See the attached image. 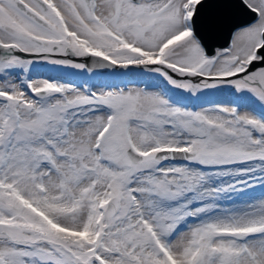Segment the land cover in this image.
<instances>
[{
  "label": "snow or ice",
  "instance_id": "snow-or-ice-1",
  "mask_svg": "<svg viewBox=\"0 0 264 264\" xmlns=\"http://www.w3.org/2000/svg\"><path fill=\"white\" fill-rule=\"evenodd\" d=\"M20 53L87 71L71 58H97L193 95L230 86L264 108V0H0V264H264V205L217 203L252 186L250 162L264 170V111L17 80L35 62Z\"/></svg>",
  "mask_w": 264,
  "mask_h": 264
},
{
  "label": "rangeland",
  "instance_id": "rangeland-1",
  "mask_svg": "<svg viewBox=\"0 0 264 264\" xmlns=\"http://www.w3.org/2000/svg\"><path fill=\"white\" fill-rule=\"evenodd\" d=\"M50 70L53 72H67L71 74L72 78L75 81H81L82 79H87L86 82L81 83H72L71 81H59L53 80V82L61 83L64 85L76 86L78 90L84 91L86 89H91L94 91L101 90L102 87L109 86H128V87H145L147 86L150 90L158 91L166 89L169 95H173V97H181L185 102L189 109L194 110H202L204 108H214L223 106L219 103L212 104L214 100L223 99L225 101L234 102H244L250 107L256 108L258 111H264L262 108V102L255 97L254 94L245 92H235L230 86H224L219 89H205L197 94H190L183 90H177L174 87L168 85L164 80L159 81L160 77L157 74H150L139 70H131V71H118L117 69H110L107 72H103L104 74H97L96 71H87L80 69H73L71 67L63 66V65H53L49 66ZM105 71V69L103 70ZM85 77V78H84ZM55 95V94H54ZM234 102V103H236ZM224 106H231V104H227ZM107 110L103 109L99 112V114L103 115ZM240 111L248 112L251 115H256L257 118L259 115L256 113H252L250 109L247 107H241ZM254 135H258V133H254ZM170 163V162H169ZM256 165V171L253 174H250V180L252 183L251 187H243L241 191L238 192H227L222 194V198L217 201V203L224 209L229 211H234V206H237V203L243 205L244 202L250 204L253 203V199L256 198H264V184H261V178H264V170H262L259 161L250 162ZM254 177V178H253ZM233 180V177L226 176L220 177L216 180V184L222 187H226L229 181ZM245 198L248 200L245 201ZM264 202V199L259 200V202H254L256 206L260 203ZM254 204H252L254 206ZM261 205V204H260ZM245 206V203H244ZM237 208V207H236ZM252 210H257L256 207H250Z\"/></svg>",
  "mask_w": 264,
  "mask_h": 264
},
{
  "label": "flooded vegetation",
  "instance_id": "flooded-vegetation-1",
  "mask_svg": "<svg viewBox=\"0 0 264 264\" xmlns=\"http://www.w3.org/2000/svg\"><path fill=\"white\" fill-rule=\"evenodd\" d=\"M19 55L23 56L25 59H33L35 62L30 66V68L26 74H20L18 77H14V79L22 80V79H25L26 77H33V78H39V79H49L51 81L56 80V79L59 81H63V80L68 81L72 77H74L67 72H53V71H51L49 68V66L51 64L48 63L47 61L37 60V58H35V57H31V56H28V55L22 54V53H20ZM52 58H62V57L53 56ZM73 58H77V57H73ZM73 58H71V59H73ZM79 58H81V57H79ZM74 62H80V61L74 60ZM103 70H104V68H102V71ZM16 72L21 73V70L17 69ZM96 72H97V74H104L105 73V72L103 73L101 71L100 72L96 71Z\"/></svg>",
  "mask_w": 264,
  "mask_h": 264
},
{
  "label": "water",
  "instance_id": "water-1",
  "mask_svg": "<svg viewBox=\"0 0 264 264\" xmlns=\"http://www.w3.org/2000/svg\"><path fill=\"white\" fill-rule=\"evenodd\" d=\"M255 19V14L251 13L247 10H241L238 12L237 14V22L241 25L244 26L246 24H249L251 22H253ZM230 35H228L227 33H225V35L221 38V40L217 43V47L223 46L226 47L229 42H230ZM73 58V57H72ZM97 59V58H92V57H81V58H73V60H77L83 63H86L88 68H90L91 70H96V71H102V68L99 67H93V61ZM118 71H128V70H139L137 68H132V69H128V70H124V69H119V68H115ZM105 70H110L109 68H105ZM185 79H191L194 83L195 82H199L200 81V77H185ZM175 162H182V161H175ZM169 163V162H166Z\"/></svg>",
  "mask_w": 264,
  "mask_h": 264
},
{
  "label": "bare ground",
  "instance_id": "bare-ground-1",
  "mask_svg": "<svg viewBox=\"0 0 264 264\" xmlns=\"http://www.w3.org/2000/svg\"><path fill=\"white\" fill-rule=\"evenodd\" d=\"M252 23V22H251ZM228 46V45H227ZM226 46V47H227ZM105 69V68H104ZM98 72H100V71H98ZM101 72H104V71H101ZM173 96V95H172ZM174 98V97H173ZM176 99H179V100H181V102L184 104V105H186V102L181 98V97H179V96H177V97H175ZM234 102H236V101H234ZM234 102H232L231 103V101H225V100H223V99H219V100H214L213 102H211L212 104H214V103H219L220 105H227V104H233ZM236 103H238V102H236ZM239 104H241V105H243V106H246L248 109H250V111L253 113H256L257 115H260L261 114V111H258L256 108H253V107H250V106H248L247 104H245L244 102H241V103H239ZM253 109L255 110V111H253ZM244 111H242V113H243ZM251 115V114H250ZM170 163H183V162H170ZM261 199H264V198H256V199H253L252 201H253V203H250V204H248V203H246V202H244L245 203V206H244V203H243V205H241V204H239V203H237V206H232V207H234V211L235 212H244V211H250L252 208H250V207H256V209L257 210H259L260 209V206L261 205H264V202H262V203H260L258 206H256L255 204H254V202L256 201V202H259V200H261ZM248 199L247 198H245V201H247ZM252 204H254V206L252 205ZM237 207V208H236Z\"/></svg>",
  "mask_w": 264,
  "mask_h": 264
}]
</instances>
